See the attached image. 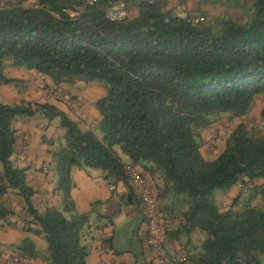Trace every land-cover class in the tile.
Masks as SVG:
<instances>
[{"label":"trees","instance_id":"obj_1","mask_svg":"<svg viewBox=\"0 0 264 264\" xmlns=\"http://www.w3.org/2000/svg\"><path fill=\"white\" fill-rule=\"evenodd\" d=\"M73 4L82 0H36L0 12V87L18 82L3 73L7 64L35 70L56 87L98 82L105 89L96 102L97 132L82 130L78 120L49 103H0V219L13 215L2 197L18 196L32 219L27 224L37 227L29 231L44 237L48 264H88L89 217L74 213L71 170H100L109 184L122 182L139 206L125 176L130 164L152 178L169 222L173 216L184 220L173 239L205 233L196 251L186 243L191 264H261L264 212L252 200L257 193L264 199V184L242 202L233 199L226 211L211 196L264 181V132L241 122L214 159H204L200 149L202 131L222 113L242 118L257 96L264 100V0H252L245 23L218 25L188 22L156 0H131L129 17L119 22L107 18L109 0L71 19L63 9ZM36 114L50 124L57 119L65 132L52 151L60 208L43 213L34 207L26 169L11 160L14 122ZM17 249L23 257L36 256L30 239Z\"/></svg>","mask_w":264,"mask_h":264},{"label":"crops","instance_id":"obj_2","mask_svg":"<svg viewBox=\"0 0 264 264\" xmlns=\"http://www.w3.org/2000/svg\"><path fill=\"white\" fill-rule=\"evenodd\" d=\"M163 3L166 10H170L180 17L201 16L204 21L212 25H218L222 21H233L245 23L250 14L252 0H156ZM135 11V10H134ZM3 73L18 80L17 83L7 84L0 87V95L4 102L12 104L20 103H49L63 111L69 118L76 120L73 113L65 106L50 99L40 100L34 88L39 83L40 74L35 70H24L5 64ZM78 83L75 86L65 87L66 94L77 100L83 107L85 117L79 121L82 130L97 132L100 115L96 108V102L105 94L101 84ZM264 108V100L257 96L250 112L242 118H231L229 114L221 116L216 123L208 126L202 131L204 144L200 149L201 155L206 160L214 159L224 147L225 140L231 130L239 123L251 119H259ZM223 122H228L223 125ZM16 130L15 153L11 157L20 167L26 169V180L29 187L34 190L32 198L34 207L39 213L47 208H60V199L54 193L55 182L53 176L52 151L60 142L62 143L64 130L59 127L56 119L51 124L42 114H36L31 118H19L14 122ZM215 146L210 147L209 143ZM25 152V154H24ZM122 160V159H121ZM128 163V162H127ZM151 190L157 196L156 188L152 178L142 172ZM72 188L71 200L74 204V213L87 215L89 217V229H85V243L89 245L90 251L87 257L88 264H151L153 253L147 250L136 238V231L144 227L143 214L137 204H128V189L122 182L111 185L103 178L100 170L73 168L71 170ZM264 181H255L244 185L235 186L228 191H223L222 199L219 200L221 211L230 208L233 199L240 196L238 202L251 197L254 186H261ZM114 190L110 191L109 187ZM264 189V187H262ZM260 190V188H258ZM257 193L252 200L258 205ZM2 203L13 212V215L0 219V261L1 255H18L23 257L17 247L24 239L33 241L36 256L25 257L31 264H48L47 245L43 235H36L28 228H37L27 224L31 218L25 213L24 204L21 199L12 194L2 197ZM161 205L160 200L158 199ZM162 206V205H161ZM163 207V206H162ZM74 213H65L71 218ZM125 219V221H124ZM126 221L136 223L132 235L137 239L136 246L130 241V247L122 246L119 242L121 236L116 234L117 224ZM173 225L167 222L164 226L166 241L173 239Z\"/></svg>","mask_w":264,"mask_h":264},{"label":"built area","instance_id":"obj_3","mask_svg":"<svg viewBox=\"0 0 264 264\" xmlns=\"http://www.w3.org/2000/svg\"><path fill=\"white\" fill-rule=\"evenodd\" d=\"M99 1L101 0H82V4H73L63 9V13L69 18L74 19L79 16L84 8L93 6ZM109 1L111 5L107 11L108 19L119 22L129 17V4L131 0ZM18 5L17 0H0V12L15 8ZM187 21L198 24L203 22L204 18L201 16H189L187 17ZM34 93L47 95L57 103L67 107L78 121H82L85 117L84 109L79 102L71 96L58 91L45 76H40L39 83L34 88ZM248 126L251 130L264 131V120L249 123ZM125 176L130 182L143 214L144 227L137 231V238L147 250L153 253L151 264H191L189 261V249L185 242L177 239L166 241L164 226L169 222V215L160 206L141 169L138 166L128 164L125 166ZM109 190L113 191L114 187L110 186ZM0 264L31 263L25 257L3 254L1 255Z\"/></svg>","mask_w":264,"mask_h":264},{"label":"rangeland","instance_id":"obj_4","mask_svg":"<svg viewBox=\"0 0 264 264\" xmlns=\"http://www.w3.org/2000/svg\"><path fill=\"white\" fill-rule=\"evenodd\" d=\"M36 0H17V2L22 5V6H29V5H32ZM97 83V82H96ZM101 84V83H99ZM82 85H84L82 83ZM80 85V86H82ZM56 87V86H55ZM101 88L104 89L103 85L101 84L100 86ZM65 88V86H60V87H56V89L58 91H60L62 94H66V90L63 89ZM105 91V89H104ZM105 95V94H104ZM41 96L40 97V100H47V99H50L52 101H55L53 100L52 98H50L49 96L47 95H39ZM56 102V101H55ZM0 103H3V104H12L11 102L8 103V102H4L3 98L1 97L0 95ZM228 113H222L221 116L223 115H227ZM259 120H263V118H259V119H251L250 121H247L245 122L247 128L252 131V132H264V131H255V130H251L250 127L248 126L249 123H255V122H258ZM228 122H223V125L227 124ZM210 147H214L215 146V143L214 142H210L209 143ZM116 150V153L117 155L119 156L120 159H122V161L124 163H127L128 162V159L127 157L120 151V149L118 147L115 148ZM223 191L221 190H216L213 192L212 196H211V199L218 205L219 203V200H221L222 198V193ZM163 207L164 205L161 204ZM220 205V204H219ZM218 205V206H219ZM263 212H264V199L262 196H259V203L257 205ZM238 207V206H237ZM180 217V216H179ZM181 218V217H180ZM125 221V219H124ZM171 225H173V231H176L179 227V225H182L184 224V220L181 218L179 219L178 217L176 218V216L174 217L173 216V220L170 221ZM135 227H136V223L134 221H126L124 222V224H121V223H118L117 224V228H116V234H119L121 236V238L119 239V242L122 246H126V247H130V241L134 243V245L136 246L137 244V239H135L132 235V232L135 230ZM180 241L182 242H189V246L192 250L196 251V249L200 246L201 242L206 238V235L205 233H202V232H199V231H195L193 233H191L190 235L188 234L185 235L184 233H180L179 237H178ZM261 264H264V257L262 258L261 260Z\"/></svg>","mask_w":264,"mask_h":264},{"label":"water","instance_id":"obj_5","mask_svg":"<svg viewBox=\"0 0 264 264\" xmlns=\"http://www.w3.org/2000/svg\"><path fill=\"white\" fill-rule=\"evenodd\" d=\"M127 202H128V204H131L132 203L130 193L127 194Z\"/></svg>","mask_w":264,"mask_h":264}]
</instances>
